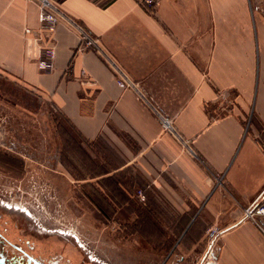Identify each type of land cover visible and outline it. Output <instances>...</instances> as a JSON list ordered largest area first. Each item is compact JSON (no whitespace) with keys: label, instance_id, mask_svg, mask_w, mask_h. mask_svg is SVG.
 Masks as SVG:
<instances>
[{"label":"crops","instance_id":"crops-1","mask_svg":"<svg viewBox=\"0 0 264 264\" xmlns=\"http://www.w3.org/2000/svg\"><path fill=\"white\" fill-rule=\"evenodd\" d=\"M51 1L150 103L80 51L65 20L49 32L36 0H0V83L46 101L83 143L107 145L122 186L160 194L162 231L181 224L166 250L175 264H203L212 227L213 264H264V235L243 216L264 190V12L249 0H154L150 12L139 0Z\"/></svg>","mask_w":264,"mask_h":264},{"label":"rangeland","instance_id":"rangeland-1","mask_svg":"<svg viewBox=\"0 0 264 264\" xmlns=\"http://www.w3.org/2000/svg\"><path fill=\"white\" fill-rule=\"evenodd\" d=\"M249 3L254 12H264V0ZM57 126L76 139L93 165L80 153L74 163L64 159ZM107 148L79 140L46 101L0 83V200L21 212H14L16 220L62 235L98 264H175V250H166L175 247L170 234L181 224L165 223L170 234L162 231L160 194L122 186L111 174L114 156ZM98 166L108 174L97 177ZM104 177L115 184L101 182Z\"/></svg>","mask_w":264,"mask_h":264},{"label":"flooded vegetation","instance_id":"flooded-vegetation-1","mask_svg":"<svg viewBox=\"0 0 264 264\" xmlns=\"http://www.w3.org/2000/svg\"><path fill=\"white\" fill-rule=\"evenodd\" d=\"M0 206L5 210L0 209V264H98L83 258L72 243H64L62 235L57 238L54 232L24 227L16 220L14 212L19 211L1 200Z\"/></svg>","mask_w":264,"mask_h":264},{"label":"built area","instance_id":"built-area-1","mask_svg":"<svg viewBox=\"0 0 264 264\" xmlns=\"http://www.w3.org/2000/svg\"><path fill=\"white\" fill-rule=\"evenodd\" d=\"M36 2L39 8L40 21L42 23L49 24L47 28L49 32L54 31L55 29L54 24L58 23L61 19L65 20V22L67 23L69 27L76 29L78 32L79 39H80V45H79L80 51L92 50L100 54L104 58V60L110 65L115 75H117V77L115 78V82L118 86L133 91L135 95L138 97V99L143 101L145 104L150 103L148 100H146L145 92L142 89H140L136 83L130 80L129 77L122 70H120L115 65V63L110 60V58L107 57V55L100 48L98 41L92 38L86 30H84L78 24L73 22L71 19L62 17L59 11L57 10L54 2H52L51 0H36ZM153 5H154V0H139V6L146 12H150ZM46 54L50 60H52L55 57L54 49L51 47L46 50ZM156 114L160 120L162 127L168 130L169 132H173V128L171 127L170 121L164 116H162L159 112H156ZM243 216L245 219H248L254 222L258 226V229L260 230V232L264 235V224H259L257 222V219L259 217L264 218V190L244 210ZM218 233L219 231L217 227H212L208 229L206 232V237L209 239V242H208V247H207V253L205 256V261L203 264H209L213 260V247L212 246L218 236Z\"/></svg>","mask_w":264,"mask_h":264},{"label":"trees","instance_id":"trees-1","mask_svg":"<svg viewBox=\"0 0 264 264\" xmlns=\"http://www.w3.org/2000/svg\"><path fill=\"white\" fill-rule=\"evenodd\" d=\"M57 128H58V131L60 132V135L62 137L63 144H64L63 150H62L64 159L66 161H71L72 163H74L73 155L80 153L85 161L93 165L94 162L90 161L88 153L82 149V147L78 144L76 139L65 128H62L61 126H57ZM97 171H98L96 172V174H98L97 177L104 176L107 174L105 171L101 170L99 166L97 167ZM100 181L108 183L109 187L110 185L112 187L115 184L114 179H111L108 177H104Z\"/></svg>","mask_w":264,"mask_h":264},{"label":"bare ground","instance_id":"bare-ground-1","mask_svg":"<svg viewBox=\"0 0 264 264\" xmlns=\"http://www.w3.org/2000/svg\"><path fill=\"white\" fill-rule=\"evenodd\" d=\"M6 203V202H5ZM7 204V203H6ZM20 209V208H19ZM22 211V210H21ZM28 215V214H27ZM62 233V232H61Z\"/></svg>","mask_w":264,"mask_h":264},{"label":"water","instance_id":"water-1","mask_svg":"<svg viewBox=\"0 0 264 264\" xmlns=\"http://www.w3.org/2000/svg\"><path fill=\"white\" fill-rule=\"evenodd\" d=\"M209 264H213V262L209 263Z\"/></svg>","mask_w":264,"mask_h":264}]
</instances>
